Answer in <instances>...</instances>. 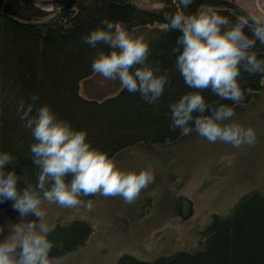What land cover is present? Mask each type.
I'll list each match as a JSON object with an SVG mask.
<instances>
[{
	"label": "trees",
	"instance_id": "16d2710c",
	"mask_svg": "<svg viewBox=\"0 0 264 264\" xmlns=\"http://www.w3.org/2000/svg\"><path fill=\"white\" fill-rule=\"evenodd\" d=\"M159 3L160 6L149 7L142 0H62L57 18L38 25L32 22L49 19L54 13L40 11L30 0H0V152L14 157L16 174L22 178L18 187L23 188L24 183L35 185L37 181L38 169L33 165L30 152L34 140L20 118L23 113L18 111L21 102L25 109L33 103V95L38 97L33 114L36 108L49 106L57 118L84 130L92 147L106 152L113 160L139 145L170 148L166 149L170 154L184 141L181 130L171 126L169 106L193 89L184 83L176 68V54L172 52L180 33L165 27V13H174L172 3L170 0H159ZM179 6L185 15L211 8L233 22L238 18L250 22L253 19L234 0H193L188 7ZM104 18L120 24L133 36H143L149 44L148 66L157 75L167 74L170 81L156 103L149 104L139 93H129L122 87L115 95L104 96L94 83L98 74L92 70V60L97 50L109 52L110 49L103 44L94 49L85 44L82 37L95 28L104 27L101 24ZM245 31L251 35L247 28ZM254 51L264 52V45L257 43ZM258 58L264 59V56ZM238 82L245 96L239 105L220 100L210 90L202 94L206 102L233 108L264 96V74L250 75L241 69ZM161 153L164 154L163 150ZM153 174L154 183L142 193L150 195L161 180H166L161 179L160 173ZM138 203L127 206L123 221L130 222L137 214L139 220L149 216L154 207L152 198L142 197ZM158 206L162 215L164 209ZM5 210L14 211L11 201L0 203V214ZM139 220L135 222H142ZM137 223L129 227L115 226L103 240L109 238L111 243L115 242L117 238L110 235L130 232ZM52 227L54 231L48 238L54 247L50 255L57 259L73 256L92 243L93 230L83 219L58 222ZM198 243L199 248L194 250L144 257L151 260L139 259L134 252L125 250L115 262L107 259L110 261L107 264H264V189L246 193L230 214L213 215L200 233ZM95 259L94 264H104L106 260L97 256Z\"/></svg>",
	"mask_w": 264,
	"mask_h": 264
},
{
	"label": "clouds",
	"instance_id": "9594fccd",
	"mask_svg": "<svg viewBox=\"0 0 264 264\" xmlns=\"http://www.w3.org/2000/svg\"><path fill=\"white\" fill-rule=\"evenodd\" d=\"M192 2L179 0L177 11L165 13L166 29L180 33L172 49L176 68L193 89L170 104L171 126L180 129L182 135L195 131L209 143L255 146L254 129L232 119L236 114L233 107L206 102L202 93L210 90L220 100L237 105L244 101L238 82L241 69L250 75L264 74V59L254 51L257 43L264 45V21L238 18L233 22L211 8L191 15L179 10V5L188 7ZM101 24L104 27L82 37L94 49L99 44L110 49L97 50L93 72L106 81H119L122 88L139 93L149 104L156 103L170 81L167 74L157 75L148 66L149 44L143 36H133L107 18ZM31 100L26 109L21 102L18 111L23 113L20 118L34 140L30 152L38 169L37 181L18 187L22 178L16 174L14 157L0 152V203L11 201L19 216L8 235L0 239V264H58L50 255L54 243L48 237L54 228L45 219L44 202L62 209L82 207L91 211L93 201L82 197L100 195L121 197L131 204L155 181L150 169L138 173L119 169L106 152L92 147L84 130L57 118L49 106H40L33 114L38 97L33 95Z\"/></svg>",
	"mask_w": 264,
	"mask_h": 264
},
{
	"label": "rangeland",
	"instance_id": "374dc122",
	"mask_svg": "<svg viewBox=\"0 0 264 264\" xmlns=\"http://www.w3.org/2000/svg\"><path fill=\"white\" fill-rule=\"evenodd\" d=\"M142 1L149 7L160 6L159 0ZM234 1L253 18L264 21V0ZM93 81L104 96L115 95L121 87L119 81H106L100 75ZM233 109L236 113L232 118L234 121L243 127L254 129L257 137L255 146L242 145L235 148L222 142L209 143L196 132L184 135L182 138L184 141L170 154L166 150L170 148L156 149L155 145L150 147L139 145L141 147L136 146L118 154L114 161L116 166L124 171L150 169L156 176L160 173L161 179L165 177V182L159 179L160 185L150 195L141 191L136 201L131 204L125 203L121 197L91 196L90 200L93 201L91 211L82 207L62 209L56 204L44 202L42 210L46 213L45 219L50 226L58 222L68 223L71 220L83 219L93 230L92 243L87 248L73 256L57 259L58 264H94V261H97L96 256L103 260L106 258L104 264H107L112 260L115 262L125 250L134 252L139 259L151 260L145 258L157 254L169 255L177 250L199 248L200 233L213 215L230 214L234 206L246 197V193L252 189H264V96L260 95L251 103L235 106ZM162 150L165 155L161 153ZM164 168L166 170L162 171ZM170 186L171 193H166V196L168 200L173 199L174 202L170 203L169 212L161 207L164 209L161 215L157 200L162 202L165 199L162 190L167 191ZM146 196L148 200L152 198L154 202L149 216L139 220L140 216L137 214L130 222L123 221L127 206H135ZM180 196L187 197L194 204V213L186 221L178 212L175 213L180 207ZM82 199L89 200L86 197ZM10 212L11 215H6ZM18 220L16 211L5 210L0 214V229L3 230L0 239L8 235L11 224ZM137 220L142 222H135ZM133 223H137L132 227L133 233H148L138 246L117 241L115 237L117 239L122 237V233L118 232L110 235L114 237L115 242L111 243L109 238L103 240L106 237L104 235L115 226L129 227Z\"/></svg>",
	"mask_w": 264,
	"mask_h": 264
},
{
	"label": "water",
	"instance_id": "95a60500",
	"mask_svg": "<svg viewBox=\"0 0 264 264\" xmlns=\"http://www.w3.org/2000/svg\"><path fill=\"white\" fill-rule=\"evenodd\" d=\"M30 1L40 11L47 13V14L54 13L53 16H51L49 19L32 22L33 24L46 25V24L54 21L57 18L58 14H59L57 9L59 8V5H60L62 0H30ZM170 2L172 3L174 12L177 11V5L179 4V0H170ZM179 10H180V6H179ZM259 54L264 56V52H261ZM178 213H179V216L183 220L186 221V220L190 219V217L194 213L193 202L190 201L185 196L180 197V208H179Z\"/></svg>",
	"mask_w": 264,
	"mask_h": 264
},
{
	"label": "flooded vegetation",
	"instance_id": "af4514ba",
	"mask_svg": "<svg viewBox=\"0 0 264 264\" xmlns=\"http://www.w3.org/2000/svg\"><path fill=\"white\" fill-rule=\"evenodd\" d=\"M160 183L161 182H159L158 184L160 185ZM155 185H157V182L155 183ZM170 189H171V186L167 189V191L162 190L163 191V197H165V199H164L165 201L163 200L162 202H160V201L157 200V204L158 205H161V207H164L168 212L170 210V203L174 202L173 199L168 200V198L166 196V193H168V192L171 193V190ZM179 208H178L177 211H175V213L179 211ZM6 215H11V212L10 213H7ZM123 228H125V227H123ZM125 229H128V228H125ZM146 235H147V233H140V234H138V233H133L132 231H130V232H126L125 234H123L121 238L117 239V241H121L124 244H129L128 243V241H129V242H131V245L132 246H138L137 242L141 241L144 237H146Z\"/></svg>",
	"mask_w": 264,
	"mask_h": 264
},
{
	"label": "bare ground",
	"instance_id": "6f19581e",
	"mask_svg": "<svg viewBox=\"0 0 264 264\" xmlns=\"http://www.w3.org/2000/svg\"><path fill=\"white\" fill-rule=\"evenodd\" d=\"M180 197H183V196H180ZM191 218V217H190Z\"/></svg>",
	"mask_w": 264,
	"mask_h": 264
}]
</instances>
